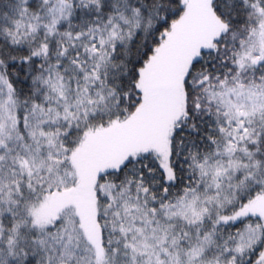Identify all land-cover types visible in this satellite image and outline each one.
<instances>
[{
	"label": "snow or ice",
	"instance_id": "obj_1",
	"mask_svg": "<svg viewBox=\"0 0 264 264\" xmlns=\"http://www.w3.org/2000/svg\"><path fill=\"white\" fill-rule=\"evenodd\" d=\"M0 264H264V0H0Z\"/></svg>",
	"mask_w": 264,
	"mask_h": 264
}]
</instances>
